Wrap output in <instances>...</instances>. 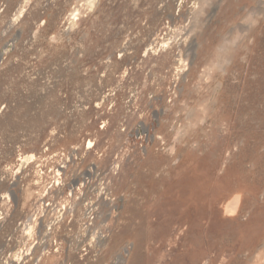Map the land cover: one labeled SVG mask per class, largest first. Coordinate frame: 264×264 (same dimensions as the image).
Masks as SVG:
<instances>
[{
    "label": "rangeland",
    "instance_id": "1",
    "mask_svg": "<svg viewBox=\"0 0 264 264\" xmlns=\"http://www.w3.org/2000/svg\"><path fill=\"white\" fill-rule=\"evenodd\" d=\"M88 2L0 0V264H264V0Z\"/></svg>",
    "mask_w": 264,
    "mask_h": 264
},
{
    "label": "bare ground",
    "instance_id": "2",
    "mask_svg": "<svg viewBox=\"0 0 264 264\" xmlns=\"http://www.w3.org/2000/svg\"><path fill=\"white\" fill-rule=\"evenodd\" d=\"M95 2V0H90V2H88V3H90L91 5H93V3ZM260 3V2H259ZM264 8V7H263ZM259 10L255 13V15L254 16H252V17H250L249 18V20H248V23L247 22H245V23H247L248 24V26L246 27V28H244L243 27V29L242 28H240V29H242V31L241 32H243V33H248V30H249V27L251 26V25H255V23L257 22V18L258 17H260L262 14H263V10L261 9V8H258ZM252 14V13H251ZM72 16H73V18H75L76 16H77V12H72ZM197 16V15H196ZM242 35V34H241ZM246 35V34H245ZM233 45V44H232ZM167 46V45H166ZM164 47V46H163ZM143 129H144V127H142ZM146 132V131H145ZM88 144L90 145L91 144V142L89 141L88 142ZM87 144V145H88ZM89 145H88V147H89ZM34 159V156L33 155H27V156H24V157H21L20 158V160H22V163L23 162H31L32 160ZM61 217V216H60ZM32 226H31V224L30 223H27L26 224V234H28V235H30L31 234V232H32ZM25 230V229H24ZM31 249L32 248H29V249H27L26 250V252L24 253L25 255H28V254H31L30 252H31ZM125 252H126V250H125ZM22 253H23V251H22ZM21 260V259H23L22 258V256L19 254V255H17V260ZM119 261H121V258L120 257H118L117 258V262H119ZM115 264H117V263H115Z\"/></svg>",
    "mask_w": 264,
    "mask_h": 264
}]
</instances>
